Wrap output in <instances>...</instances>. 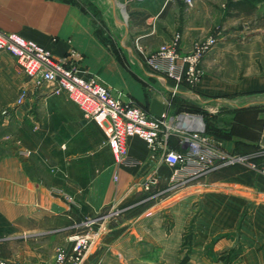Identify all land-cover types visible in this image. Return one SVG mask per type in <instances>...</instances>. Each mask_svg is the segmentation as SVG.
I'll list each match as a JSON object with an SVG mask.
<instances>
[{
  "label": "crops",
  "instance_id": "obj_1",
  "mask_svg": "<svg viewBox=\"0 0 264 264\" xmlns=\"http://www.w3.org/2000/svg\"><path fill=\"white\" fill-rule=\"evenodd\" d=\"M117 3H127L126 25ZM214 3L193 0L186 9L183 0H0V30L44 47L80 77H94L126 103L149 109L151 99L163 103L169 89L177 86L168 114L188 113L189 106H195L206 113L211 137L224 151L264 153V110L248 125L256 130L254 136L246 132L245 120L234 121L245 132L232 131V126L226 131L232 99L215 97L221 87L208 77L195 88L176 84L147 66V58L175 34L180 35L179 55H186L196 41L192 39L207 30L202 15ZM263 105L264 100L246 102L234 109ZM104 140L102 130L65 93L32 87L16 62L0 53V257L49 264L56 248L71 249L70 238L82 227L80 216L84 220L122 206L136 209L142 218L160 205L166 194H156L166 187L169 168L137 137L125 142L133 166L117 165ZM176 140L169 138L170 148H176ZM153 170L158 189L146 194L133 187ZM179 193L183 204L199 209L195 223L203 229L193 240L194 258L205 250L210 253L206 248L213 235L221 234L213 241L214 253L231 248L233 242L224 233L236 224L241 229L238 242L244 246L254 249L264 242V175L239 164L222 166L191 179ZM92 248L87 259L96 264L105 249Z\"/></svg>",
  "mask_w": 264,
  "mask_h": 264
},
{
  "label": "built area",
  "instance_id": "obj_2",
  "mask_svg": "<svg viewBox=\"0 0 264 264\" xmlns=\"http://www.w3.org/2000/svg\"><path fill=\"white\" fill-rule=\"evenodd\" d=\"M183 2L186 9L193 6V0H183ZM126 6L127 3H117L124 23L128 20ZM216 42V37L201 38L192 44L191 50L186 55L180 56L178 53L180 35L175 34L169 44L160 47L155 55L147 58V66L176 84L185 82L194 86L200 79L197 68ZM134 43L135 49L140 51L137 41ZM0 53L8 54L16 62L19 72L32 87H45L54 95L65 93L71 102L77 104L83 116L93 121L104 133V143L109 147L117 165L133 166L135 163L130 161L126 154L125 142L128 138L137 137L146 143L151 156L158 157L171 172L167 178L166 187L157 191L156 195L177 193L191 179L227 165L239 164L261 176L264 175L263 152L248 155L230 154L208 135L201 114L193 112L175 116L168 114L170 97L177 92V86L168 88L169 96L162 97L164 112L162 117L156 118L146 107L115 98L108 88L100 85L94 77L87 79L80 77L75 68L68 65L66 61L54 59L44 47L23 39L18 33L0 30ZM171 136H176L177 139L176 148L173 149L168 143ZM158 184L159 177L153 170L133 187L148 194L158 189ZM68 200L72 202V199L68 198ZM119 213V210L114 208L108 215L118 217ZM83 225L89 224L84 222ZM100 235L101 231L89 230L87 233L71 237V249L56 248L49 264H94L88 261L87 257ZM0 264L31 263H19L0 257Z\"/></svg>",
  "mask_w": 264,
  "mask_h": 264
},
{
  "label": "rangeland",
  "instance_id": "obj_3",
  "mask_svg": "<svg viewBox=\"0 0 264 264\" xmlns=\"http://www.w3.org/2000/svg\"><path fill=\"white\" fill-rule=\"evenodd\" d=\"M228 4L229 0H215L213 8H207L202 15L207 30L192 41L216 37L217 42L200 62L197 68L200 79L193 87H197L205 77L216 87H221L223 91L215 92V97L232 99L231 107H228L231 122L227 123L225 130L229 131L232 126V131L245 132L246 129L254 136L256 130L249 126L254 125L264 105L234 108L246 102L264 100V2L258 3L253 11L244 13L228 11ZM235 120H245L248 128L240 127ZM179 192L165 193L161 203L157 200L160 205L153 208L148 217L139 218L134 212L136 209L126 211L122 206L115 208L120 212L118 217H110L107 210L92 213L84 220L80 216V233H87L92 227L95 232L101 231L92 245V250L100 246L105 249L96 264H179L185 257L188 258L186 264H226L222 259L225 255L229 258L238 256L237 264H264V242L254 249H251L252 245L249 247L250 244L245 247L237 239L241 232L238 224L224 233L226 239L233 242L231 248L214 253L213 241L221 234L213 235L206 248L207 251L210 248V253L206 255L205 250V255L194 258L195 255L191 254L193 240L199 236V229H203L195 223L199 209L195 205L183 204ZM84 222L89 225L84 226ZM245 251H248L247 257L243 256Z\"/></svg>",
  "mask_w": 264,
  "mask_h": 264
},
{
  "label": "trees",
  "instance_id": "obj_4",
  "mask_svg": "<svg viewBox=\"0 0 264 264\" xmlns=\"http://www.w3.org/2000/svg\"><path fill=\"white\" fill-rule=\"evenodd\" d=\"M264 2V0H229V4L227 5V10H232L237 13L251 12L255 9L258 3ZM187 112L199 113L203 116L205 127L207 129V133L209 136H213L211 129L207 123L206 113L195 106H189ZM225 255L222 259L226 264H237L238 256H233L232 258L226 257ZM236 261V262H235ZM188 262V258L182 259L179 264H186ZM239 262V261H238Z\"/></svg>",
  "mask_w": 264,
  "mask_h": 264
},
{
  "label": "water",
  "instance_id": "obj_5",
  "mask_svg": "<svg viewBox=\"0 0 264 264\" xmlns=\"http://www.w3.org/2000/svg\"><path fill=\"white\" fill-rule=\"evenodd\" d=\"M152 101L150 102L149 105V113L154 115L156 118H160L163 115L164 112V105L161 101H158L156 99H151ZM261 145H264V134L261 138Z\"/></svg>",
  "mask_w": 264,
  "mask_h": 264
}]
</instances>
